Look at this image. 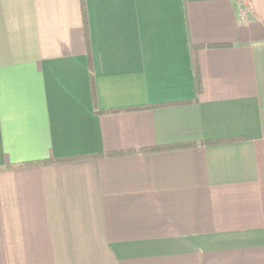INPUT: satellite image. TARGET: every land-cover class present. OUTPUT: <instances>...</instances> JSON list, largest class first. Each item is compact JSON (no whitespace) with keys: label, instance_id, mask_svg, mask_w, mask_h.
Instances as JSON below:
<instances>
[{"label":"crops","instance_id":"crops-1","mask_svg":"<svg viewBox=\"0 0 264 264\" xmlns=\"http://www.w3.org/2000/svg\"><path fill=\"white\" fill-rule=\"evenodd\" d=\"M247 1L0 0V264H264Z\"/></svg>","mask_w":264,"mask_h":264},{"label":"trees","instance_id":"trees-1","mask_svg":"<svg viewBox=\"0 0 264 264\" xmlns=\"http://www.w3.org/2000/svg\"><path fill=\"white\" fill-rule=\"evenodd\" d=\"M238 1L241 3V5L243 7H245V8L248 7V1L247 0H238ZM225 46H227V45L213 44V45H191L190 46V52H191V58H192V67H193V72H194V79H195V83H196L197 87H198V82H199V70H198L197 59H196L197 51L199 49H202V48H221V47H225ZM236 140H238V138L208 141V142H204V143L205 144H215V143H224V142L236 141ZM195 145L196 144H181V145H172V146H164V147H158V148L143 149L141 151H160V150H166V149L193 147ZM91 157H95V156L94 155H88V156H72V157H64V158H55V159H51V160H43V161H39V162L26 163L23 165L58 163V162L74 161V160L91 158Z\"/></svg>","mask_w":264,"mask_h":264}]
</instances>
